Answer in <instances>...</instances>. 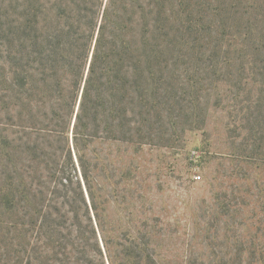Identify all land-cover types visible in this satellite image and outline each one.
I'll list each match as a JSON object with an SVG mask.
<instances>
[{"label": "trees", "instance_id": "trees-1", "mask_svg": "<svg viewBox=\"0 0 264 264\" xmlns=\"http://www.w3.org/2000/svg\"><path fill=\"white\" fill-rule=\"evenodd\" d=\"M228 89L263 149L264 0H0V264H179L121 212L120 184ZM254 186L218 198L232 233L207 264H264Z\"/></svg>", "mask_w": 264, "mask_h": 264}, {"label": "rangeland", "instance_id": "rangeland-1", "mask_svg": "<svg viewBox=\"0 0 264 264\" xmlns=\"http://www.w3.org/2000/svg\"><path fill=\"white\" fill-rule=\"evenodd\" d=\"M244 87L240 93L258 98V86ZM233 98L229 89L221 102L211 95L206 125L180 131L179 142L142 146L121 181V212L150 217L157 235L153 246L166 250L172 263H184L191 252L203 256L198 262H211L210 254L228 244L226 231L232 233L216 213L218 198L245 185L264 186V148L251 151L253 142L243 127L244 103L237 108ZM259 144L264 146V139ZM116 211L111 204V214Z\"/></svg>", "mask_w": 264, "mask_h": 264}, {"label": "built area", "instance_id": "built-area-1", "mask_svg": "<svg viewBox=\"0 0 264 264\" xmlns=\"http://www.w3.org/2000/svg\"><path fill=\"white\" fill-rule=\"evenodd\" d=\"M197 178H198V179H201V176L199 175V176H197Z\"/></svg>", "mask_w": 264, "mask_h": 264}]
</instances>
